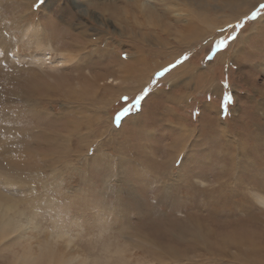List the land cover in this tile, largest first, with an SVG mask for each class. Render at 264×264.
<instances>
[{"label":"rangeland","instance_id":"374dc122","mask_svg":"<svg viewBox=\"0 0 264 264\" xmlns=\"http://www.w3.org/2000/svg\"><path fill=\"white\" fill-rule=\"evenodd\" d=\"M261 4L0 0V208L65 229L16 264H264Z\"/></svg>","mask_w":264,"mask_h":264},{"label":"snow or ice","instance_id":"6c2138e0","mask_svg":"<svg viewBox=\"0 0 264 264\" xmlns=\"http://www.w3.org/2000/svg\"><path fill=\"white\" fill-rule=\"evenodd\" d=\"M39 3L42 4L43 0H39ZM261 9H264V4H261L259 8L256 9V11H253L251 13V16H245V19H254L256 18ZM229 27H233L232 25H229ZM236 28L241 27V24L237 23L235 25ZM236 38V33H233L232 35L221 38L216 40V42L213 45L212 51H218L223 48H226L228 43ZM187 59L186 56H181L179 59L175 61L174 64H169L167 67L162 68L160 71L155 73L156 77H162L165 73L169 72L171 69L175 68L177 65L181 64L183 61ZM157 81L155 79L152 80V84L155 85ZM149 92V89L145 87L143 91L137 95L131 103H129L128 97H121V99L125 102L127 105L126 107L122 108L120 111H118L115 115L114 122L117 126H119L121 122V118L125 117L133 108H137L141 101L144 99L145 95ZM232 100V96L228 93H225L223 96V102L227 104ZM223 108V105H222ZM261 192H264V189L260 190ZM85 207H90L87 204H84ZM90 211H94V209L90 208ZM96 218H93V224L92 227L89 229V231L95 232L97 230L96 228ZM65 229L63 226L57 224V225H49L46 218L34 220V219H27L24 217H20L17 221V224L15 226L14 231L9 232L7 235L0 236V259H3L8 262V264H16L15 257L17 255L16 249L18 247V242L29 238V237H36V236H47L51 233V235H58V234H64ZM42 248L51 250V245L48 243H45L41 245ZM48 264H51V261H48Z\"/></svg>","mask_w":264,"mask_h":264},{"label":"bare ground","instance_id":"6f19581e","mask_svg":"<svg viewBox=\"0 0 264 264\" xmlns=\"http://www.w3.org/2000/svg\"><path fill=\"white\" fill-rule=\"evenodd\" d=\"M69 60L70 61L74 60V56H72L70 54H67V53L62 54L60 59H59L60 62H66V61H69ZM9 209H10V206H6V207H3V208L2 207L0 208V236L7 235L9 232L14 231L15 226L17 224V221L13 217H11V215H8V210ZM28 251H30V250H28ZM32 255L33 254L30 253L29 255H27V256H25L23 258L29 259L30 261L31 260H35L33 258L34 256L32 257ZM18 264H21V263H19V261H18Z\"/></svg>","mask_w":264,"mask_h":264}]
</instances>
